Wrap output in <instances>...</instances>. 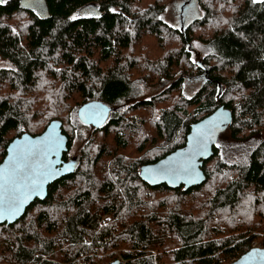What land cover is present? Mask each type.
Listing matches in <instances>:
<instances>
[{"label": "trees", "instance_id": "obj_1", "mask_svg": "<svg viewBox=\"0 0 264 264\" xmlns=\"http://www.w3.org/2000/svg\"><path fill=\"white\" fill-rule=\"evenodd\" d=\"M20 2L0 0V56L11 65L0 69V164L15 138L59 120L76 169L0 225V264H97L116 250L132 264H220L247 253L264 236V0ZM170 5L179 28L163 21ZM195 41L208 50L198 65ZM179 71L202 74L194 98L180 78L130 106L139 74L152 85ZM94 101L111 110L100 128L78 117ZM220 106L234 122L205 162L206 182L147 185L142 167L183 148ZM75 142L85 146L72 156Z\"/></svg>", "mask_w": 264, "mask_h": 264}, {"label": "water", "instance_id": "obj_2", "mask_svg": "<svg viewBox=\"0 0 264 264\" xmlns=\"http://www.w3.org/2000/svg\"><path fill=\"white\" fill-rule=\"evenodd\" d=\"M33 0H21L20 7L32 10ZM110 108L94 101L79 109L80 121L100 128L110 116ZM234 122V113L220 106L212 114L195 123L187 136L186 144L154 164L143 166L141 179L150 187L163 185L171 189L190 190L206 182L203 170L205 162L215 155L222 134ZM69 138L63 132V123L52 121L46 130L37 136L25 133L15 138L7 148L5 159L0 164V209H9L19 204V211L12 215L4 211L0 225H13L36 201L48 197L49 187L58 180L74 174L75 162H66ZM110 264H120L114 260ZM231 264H264V248H251Z\"/></svg>", "mask_w": 264, "mask_h": 264}, {"label": "rangeland", "instance_id": "obj_3", "mask_svg": "<svg viewBox=\"0 0 264 264\" xmlns=\"http://www.w3.org/2000/svg\"><path fill=\"white\" fill-rule=\"evenodd\" d=\"M38 1L39 0H33V2H32V7L34 8V10L37 7ZM165 1L168 2V0H165ZM256 1L259 2V1H263V0H256ZM163 21L166 22L167 24H169L170 26L174 27V28L181 27L180 19L178 17V11H177L176 7H173V5L169 6V8L167 9V12L163 15ZM153 41H154V37L148 42V46H152ZM157 45H159V44H157ZM190 50L193 53L192 54L193 60L195 61V63L197 65H198V62L200 63V61H202L203 58L205 56H207V53H208V50L206 49L205 45L198 42V41H195V42H193V44H191ZM152 52H153V49L150 50V56H151ZM144 61H146V58L144 59ZM10 67H11L10 63L0 56V69H6V68H10ZM143 67H144V64H143ZM201 75L202 74H200V73L199 74L197 73L195 75L194 74L189 75L187 73L179 71L177 73V75H175V77H173L171 79L162 78L156 84L152 83V85H151L148 83V81H147L148 79H146L144 75L139 74V76L137 77V80H135V82H134V88H135L134 96L136 98H134L130 102V106H132L133 101H136V100H137L136 102L150 101L151 99L157 97L158 95L162 94L167 89H169L172 86V84L176 80H179L180 78L183 79L182 93H184L185 97H187V98H194L198 94V92L200 91L201 87H204V84H205V81L203 80ZM223 90H224L223 88L220 90L219 89L217 90V93H216V99L217 100L221 97ZM222 141H223L222 143L224 145H227L229 147L233 145V142L230 139V133H227L225 138ZM83 146H85V142L84 143L75 142L74 146L72 148L71 155L74 156V155L78 154ZM263 239H264V236H260L259 239L254 241V243H258L259 245H262V247L264 248V240ZM254 243L252 244V246L254 245ZM123 252H125V251L116 250L114 252H109L106 254H97V256L100 257L97 264H110L111 262H113L114 260H116L118 258V255L116 253H119V254L121 253L122 255H124ZM236 257H235V260L238 259ZM235 260H234V258L231 259V257L229 259L220 258V262H221L220 264H231Z\"/></svg>", "mask_w": 264, "mask_h": 264}, {"label": "built area", "instance_id": "obj_4", "mask_svg": "<svg viewBox=\"0 0 264 264\" xmlns=\"http://www.w3.org/2000/svg\"><path fill=\"white\" fill-rule=\"evenodd\" d=\"M253 248H263L262 245H259L258 243H254L252 246ZM118 255V258L116 260L120 261V264H132L131 259L124 257L121 253H116ZM177 264V263H176ZM184 264V263H181Z\"/></svg>", "mask_w": 264, "mask_h": 264}, {"label": "snow or ice", "instance_id": "obj_5", "mask_svg": "<svg viewBox=\"0 0 264 264\" xmlns=\"http://www.w3.org/2000/svg\"><path fill=\"white\" fill-rule=\"evenodd\" d=\"M72 19H76V17H73ZM22 203H23V201H20L19 204L13 206L12 208L0 209V215H3L4 211H9V212H11L12 215H15V213L19 211V205Z\"/></svg>", "mask_w": 264, "mask_h": 264}, {"label": "flooded vegetation", "instance_id": "obj_6", "mask_svg": "<svg viewBox=\"0 0 264 264\" xmlns=\"http://www.w3.org/2000/svg\"><path fill=\"white\" fill-rule=\"evenodd\" d=\"M142 102V101H141Z\"/></svg>", "mask_w": 264, "mask_h": 264}]
</instances>
